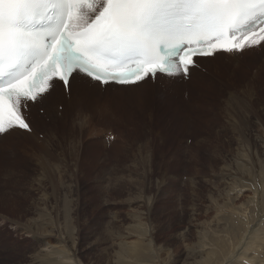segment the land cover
I'll return each mask as SVG.
<instances>
[{
  "label": "rangeland",
  "instance_id": "374dc122",
  "mask_svg": "<svg viewBox=\"0 0 264 264\" xmlns=\"http://www.w3.org/2000/svg\"><path fill=\"white\" fill-rule=\"evenodd\" d=\"M259 46L151 91L59 93L0 135V264H264Z\"/></svg>",
  "mask_w": 264,
  "mask_h": 264
},
{
  "label": "snow or ice",
  "instance_id": "6c2138e0",
  "mask_svg": "<svg viewBox=\"0 0 264 264\" xmlns=\"http://www.w3.org/2000/svg\"><path fill=\"white\" fill-rule=\"evenodd\" d=\"M262 42L264 0H0V135L30 131L26 106L58 81L187 78L195 56Z\"/></svg>",
  "mask_w": 264,
  "mask_h": 264
},
{
  "label": "bare ground",
  "instance_id": "6f19581e",
  "mask_svg": "<svg viewBox=\"0 0 264 264\" xmlns=\"http://www.w3.org/2000/svg\"><path fill=\"white\" fill-rule=\"evenodd\" d=\"M256 38V40H260V37H259V35L258 36H256L255 37ZM252 47V46H251ZM264 47V42H262L261 44H260V46H259V48L256 50V51H254V52H256V53H258V54H261V53H263V52H261V49ZM249 48V47H248ZM252 52V51H251ZM254 54V53H253ZM221 55H225L224 53H222V52H218L217 54H215L214 56H211V57H205V58H200V57H195V58H193V59H195L196 60V62L197 61H203V62H201V63H204V64H206V69L207 68H209V70H211L212 69V67H211V63H209V62H212V60H213V58H216V57H220ZM233 55V54H232ZM222 57V56H221ZM264 58V57H263ZM254 59V58H253ZM263 62H264V60H262ZM263 62H262V65H263ZM219 66V65H218ZM264 66V65H263ZM215 67V66H214ZM213 67V68H214ZM262 68V67H261ZM263 69V68H262ZM261 69V70H262ZM213 70V69H212ZM215 70V69H214ZM194 71V70H193ZM263 71V70H262ZM191 72H192V70H191ZM264 72V71H263ZM204 73V72H203ZM220 73V72H219ZM262 76H264V75H262ZM201 78V77H200ZM264 78V77H263ZM207 79V78H206ZM157 80H158V83H157V85L156 86H162L163 84H166V83H168V84H173V82L172 81H170V80H173L172 78H169V76H167V75H163V74H158L157 75ZM200 80V79H199ZM254 80V79H253ZM169 81V82H168ZM203 82H205V81H203ZM71 84H73L74 85V87H73V91H68V90H66L65 89V87H63V86H60L59 85V81L58 82H56L55 83V85H54V87H51L50 88V90L48 91V93L45 95V97L44 98H42V100H40V101H36V102H33V103H30V104H28L27 106H26V109H25V112H24V115L25 114H27V113H29L30 111H35V109L36 108H38L39 106H42L45 102H47V104H49L50 106L49 107H47V114H49L48 112H49V109L52 107V103H53V100L54 99H57V100H59V103H62L61 101H60V98H59V93L61 94V96H62V98H63V100H65L66 101V99L67 100H70L71 98V100H80L81 98H83L84 99V97H85V95L87 94V95H89V93L88 92H93V94L94 95H100L103 91H106V90H112V92L113 93H116V94H121V95H125V94H122V93H130V92H134V91H136V90H138L140 87H142V86H150V91H151V89L153 88L152 87V84H150L149 83V85H147L148 83H146V82H140V83H138L137 85H135V86H119V85H117V84H109L108 86H102V85H100V84H98V83H95V82H92L91 80H90V78H83V77H77L76 79H72V80H70V84H69V87L68 88H70L71 89ZM201 84V83H200ZM64 85V84H63ZM138 85H141V86H139V87H136V86H138ZM211 85V84H210ZM202 86V85H201ZM135 87V88H134ZM57 94V95H56ZM238 95V94H237ZM57 96H58V98H57ZM39 99V98H38ZM68 106V105H67ZM68 108V107H67ZM59 111H63L62 109H61V107H60V109H58ZM58 111H56V113H57ZM229 112V111H228ZM76 120V119H75ZM65 126L67 127L68 125H66L65 124ZM69 126H71L72 127V129H70L71 131H73V129H75L76 127L73 125V123L72 124H70ZM69 126H68V129H69ZM78 126V125H77ZM78 127H80V126H78ZM77 127V128H78ZM18 131H20V130H18ZM14 133V132H13ZM31 137H32V135H31ZM38 137V136H37ZM56 138V137H55ZM54 138V139H55ZM35 139V138H34ZM53 139V138H52ZM65 139V138H64ZM40 140V143H39V145H41V142H43L44 141V139L42 138H40L39 139ZM46 144V143H45ZM42 152V151H41ZM46 153H48V152H46ZM49 156H51L50 155V153H49ZM43 161V160H42ZM259 162V161H258ZM50 165V164H49ZM258 165V164H257ZM264 169V168H263ZM52 171V170H51ZM46 180V179H45ZM55 188V187H54ZM264 189V188H263ZM262 192V191H261ZM69 193V192H68ZM45 194V193H44ZM263 195H264V190H263ZM58 201V200H57ZM263 204V203H262ZM41 205V204H40ZM264 207V206H263ZM264 217V216H263ZM264 221V220H263ZM140 225V224H139ZM43 227V226H42ZM141 227H144V225L142 226L141 225ZM143 229V228H142ZM145 229V228H144ZM256 229V228H255ZM40 230V229H39ZM43 230H45L44 228H43ZM262 230H263V228H262ZM42 231V230H41ZM49 231V230H48ZM53 232H54V230H52ZM43 232V231H42ZM45 232H47V231H45ZM136 232V231H135ZM146 232V231H145ZM262 232V231H261ZM263 232H264V230H263ZM73 233V232H72ZM42 234V233H41ZM45 234V233H44ZM44 234H42L43 236H44ZM74 234V233H73ZM143 234V233H142ZM145 234V233H144ZM47 236H50V235H48V232H47V234H46ZM52 236L54 235V234H51ZM253 235V234H252ZM74 236V235H73ZM231 237V236H230ZM120 238H122V237H120ZM74 239V238H73ZM66 240V239H65ZM68 240V239H67ZM74 240H76V238L74 239ZM250 241V240H249ZM69 242V241H68ZM73 242V241H72ZM76 242V241H75ZM66 243V242H65ZM74 244V243H73ZM46 245V244H45ZM50 245V244H49ZM47 246V245H46ZM70 246H73L71 243H70ZM75 246V245H74ZM151 246V245H150ZM63 247H65V246H63ZM72 248V247H71ZM149 248V247H148ZM64 249H66V248H64ZM139 249H142V248H140V246H136V247H134L133 249H132V251L134 252V251H136V252H138V251H140ZM149 249H151V248H149ZM240 249V248H239ZM61 250V249H60ZM121 250H123V251H125L124 249H123V247L121 248ZM211 251V250H210ZM209 251V252H210ZM249 251V250H248ZM245 252V251H244ZM243 252V253H244ZM59 253V252H58ZM63 253V252H62ZM246 253V252H245ZM245 253H244V255H245ZM52 254H54V253H52ZM52 254H50V256L52 257ZM56 254V253H55ZM54 254V255H55ZM42 255V254H41ZM46 255H48V254H46ZM61 255H63V254H61ZM243 255V256H244ZM58 256V255H57ZM212 256V255H211ZM48 257H49V255H48ZM66 257V256H65ZM233 257H235V256H233ZM40 258V257H39ZM50 258V257H49ZM53 258H54V256H53ZM62 258H63V256H62ZM239 258H241V257H239ZM40 259H42V258H40ZM47 259V258H46ZM45 258L44 259H42V260H46ZM50 260V259H49ZM63 260V259H62ZM65 260V259H64ZM210 260V259H209ZM235 260V259H234ZM236 260H237V258H236ZM241 260H243V259H241ZM36 261V260H35ZM38 262H39V259L37 260ZM69 261H70V258H69ZM68 261V262H69ZM244 261V260H243ZM38 262H36V263H38ZM42 262V261H41ZM44 262V261H43ZM66 262V261H65ZM238 262H240V260L238 261ZM46 263H47V261H46ZM237 263V262H236ZM241 263V262H240ZM33 264H34V261H33ZM48 264H71V263H64L63 261H61V260H55V258H54V260L52 259V261H49L48 262Z\"/></svg>",
  "mask_w": 264,
  "mask_h": 264
}]
</instances>
